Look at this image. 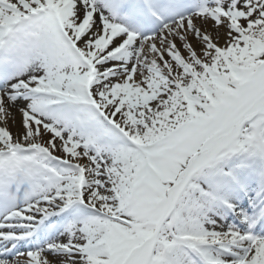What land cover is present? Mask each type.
Returning a JSON list of instances; mask_svg holds the SVG:
<instances>
[{
  "label": "snow or ice",
  "instance_id": "1",
  "mask_svg": "<svg viewBox=\"0 0 264 264\" xmlns=\"http://www.w3.org/2000/svg\"><path fill=\"white\" fill-rule=\"evenodd\" d=\"M0 264H264V0H0Z\"/></svg>",
  "mask_w": 264,
  "mask_h": 264
}]
</instances>
